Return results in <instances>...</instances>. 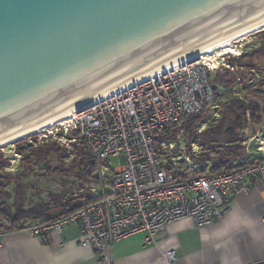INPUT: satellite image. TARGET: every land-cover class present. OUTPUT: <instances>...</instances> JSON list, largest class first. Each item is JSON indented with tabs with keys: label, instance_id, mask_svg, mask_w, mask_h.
Segmentation results:
<instances>
[{
	"label": "water",
	"instance_id": "obj_1",
	"mask_svg": "<svg viewBox=\"0 0 264 264\" xmlns=\"http://www.w3.org/2000/svg\"><path fill=\"white\" fill-rule=\"evenodd\" d=\"M262 24L264 0H0V143Z\"/></svg>",
	"mask_w": 264,
	"mask_h": 264
},
{
	"label": "built area",
	"instance_id": "obj_2",
	"mask_svg": "<svg viewBox=\"0 0 264 264\" xmlns=\"http://www.w3.org/2000/svg\"><path fill=\"white\" fill-rule=\"evenodd\" d=\"M211 61L201 57L178 65L47 128L50 134L63 131L64 138L73 133L68 141L82 143L95 159L97 182L89 189L93 201L50 221L24 223L22 229L46 237L76 223L80 245L109 259L114 242L130 235L146 232L144 241L149 243L163 226L175 221L190 219L202 227L220 220L234 194L248 192L254 183L264 184V149L258 159L230 170L209 173L207 164L205 173L186 177L162 157V148L171 147L176 139L161 140V151L157 150L156 138L164 130L187 115L214 106L210 70L217 65ZM196 147L193 145L187 159L196 156ZM120 154L125 163L112 167L109 158ZM197 166L191 163L189 171ZM6 225L0 217V240L7 232ZM165 261L175 264L173 250L165 253Z\"/></svg>",
	"mask_w": 264,
	"mask_h": 264
},
{
	"label": "crops",
	"instance_id": "obj_3",
	"mask_svg": "<svg viewBox=\"0 0 264 264\" xmlns=\"http://www.w3.org/2000/svg\"><path fill=\"white\" fill-rule=\"evenodd\" d=\"M147 235L140 232L114 242L106 259L80 245L76 223L46 237L7 230L0 240V264H166L170 250L175 264H264V184L234 194L220 220L202 227L190 219L175 221L149 243Z\"/></svg>",
	"mask_w": 264,
	"mask_h": 264
},
{
	"label": "rangeland",
	"instance_id": "obj_4",
	"mask_svg": "<svg viewBox=\"0 0 264 264\" xmlns=\"http://www.w3.org/2000/svg\"><path fill=\"white\" fill-rule=\"evenodd\" d=\"M242 38L232 42V46L236 52L223 54L222 50H217L202 57L204 61L206 57H209L210 60H213V63L215 62L217 67L210 70V79L215 90L214 106L204 110L205 116L196 127L199 132L219 118L222 103L229 98L237 97L246 102L256 101L264 109V59L259 56L261 48H264V28ZM243 53H245V56L239 59ZM249 63H252L254 66H246ZM257 87H260L262 92L257 93ZM260 115L261 119L256 123L251 119L249 111L246 112L248 121L241 132L243 136V140L240 143L242 150L237 159H232L234 165L256 160L262 154V150L264 149V110ZM180 125L181 122L172 127H180ZM62 134L63 131L50 134L45 129L0 147V155L7 160L6 168L0 173L11 176V183L8 186L10 195L6 198L8 203L20 200L21 195L19 193L23 189L26 190L25 197L29 203L30 199H33L32 202L40 200V198L46 199L51 190L59 191L62 189V185L69 192L72 190L75 195L82 191L89 195L90 185L94 183L85 186L83 189H79L81 181L78 180V172L74 168L75 166L72 165L75 159L74 143L76 142H69L68 138L74 136V134H68L66 138ZM51 144H55L59 148L57 155L46 156L39 152L36 155H31L29 152L30 147H40L44 150V147ZM172 144L171 147L162 148V157L166 161H172L174 168L182 170L187 175L197 172L199 165L196 170L189 171L188 167L194 161L186 157L189 156V153H193V145L197 146L196 155L201 153L202 147L197 142L188 143L182 131L177 133L176 140L172 141ZM19 149H22V152ZM109 160L111 166L114 168H118L125 163L123 154L111 156ZM45 162H47L48 166ZM208 164L210 165L209 162ZM59 165L64 168L62 173L59 175L54 174L52 171L53 167H58ZM94 176L97 179V164ZM33 187L35 188L33 189ZM22 222L34 224L35 222L42 221L27 219L22 220Z\"/></svg>",
	"mask_w": 264,
	"mask_h": 264
},
{
	"label": "trees",
	"instance_id": "obj_5",
	"mask_svg": "<svg viewBox=\"0 0 264 264\" xmlns=\"http://www.w3.org/2000/svg\"><path fill=\"white\" fill-rule=\"evenodd\" d=\"M243 56H245V53H243L239 59ZM259 56L264 59L263 47L261 48ZM248 65L254 66L252 63L246 66ZM227 82H229V80H227ZM258 92H262L260 87H257V93ZM263 110L260 103L256 101L246 102L237 97L229 98L222 103L219 118L212 124L207 125L200 132L197 131L196 127L205 116L204 110L185 116L181 120L180 127L171 126L164 130L156 138L157 150L158 152L161 151V140H175L177 133L182 131L188 143L197 142L202 147V151L199 155H190L191 159L199 165V170L189 175H182L183 177L205 173V166L208 162L210 163L209 173L230 170L243 164L238 163L234 165L232 159H237L242 150L240 143L243 140V136L241 132L248 121L246 112L249 111L251 119L258 123L261 119L260 114ZM30 148L29 152L31 155H36L38 152L46 156L52 154L57 155L59 153V148H57L55 144L47 145L44 147V150L40 147ZM74 148L75 159L72 165L75 166L74 168H76L78 172L77 178L81 181L79 189H83L85 186L97 182L94 176L96 161L82 143H74ZM19 151L22 152V149H19ZM45 164H47V162H45ZM6 166L7 160L0 155V172L5 169ZM168 167L171 168V165L169 164ZM63 169L64 168L59 165L58 167H53L52 171L54 174L56 173L59 175L62 173ZM10 180L11 176L9 174L0 173V217L7 223L5 227L6 230L22 229L25 226L22 220L50 221L64 214L71 213L93 201V198L86 192L82 191L75 195L72 190L69 192L68 189L62 185V189L59 191L51 190L47 195L48 199L40 198V200L33 202V199H30L28 203L25 197L26 190L23 189L19 193L21 195L20 200L8 203L6 198L10 195L8 190V186L11 183ZM34 188L35 187H33V189Z\"/></svg>",
	"mask_w": 264,
	"mask_h": 264
},
{
	"label": "bare ground",
	"instance_id": "obj_6",
	"mask_svg": "<svg viewBox=\"0 0 264 264\" xmlns=\"http://www.w3.org/2000/svg\"><path fill=\"white\" fill-rule=\"evenodd\" d=\"M263 28H264V24L258 26V27L255 28V29H252V30L246 32L245 34H243V35H241V36H239V37H237V38H235V39H232V40H230V41L224 42L223 44L218 45V46H215V47H213V48H211V49H207V50H204V51L198 52V53H196V54L190 55V56H188V57H186V58H184V59H182V60H180V61H177V62H175V63H172V64H170V65H168V66H166V67H164V68H162V69H159V70H157V71H155V72H153V73H151V74H148V75H146V76H144V77H142V78H140V79H137L136 81H134V82H132V83H129V84L124 85V86H120V87L114 89L113 91L107 93L106 95H103V96H101V97H99V98H97V99L91 100V101H89V102L83 103V104H81V105L75 107L74 110L70 109L69 112H67L66 114H64L62 117H60V118H58V119H55V120H53V121H51V122H49V123H47V124H45V125H43V126H41V127H38V128H36V129L30 130V131H27V132H24V133H22V134H20V135H18V136L13 137L12 139H9V140H6V141L0 143V147L4 146V145H6V144H8V143H10V142H12V141L14 142V141L17 140V139H20V138L26 137L27 135L32 134V133H34V132H38V131H41V130H45V129L49 128L50 126H52L53 124H55L57 121L62 120V119H64V118L70 116L71 114H73V112H75V111H77V110H79V109H82V108H84V107H87V106H89V105H91V104H93V103H95V102H97V101H100V100H102V99H105V98H107V97H109V96H111V95H113V94H115V93H117V92H119V91L125 90V89H127V88H129V87H131V86H133V85H135V84H138V83H140V82H142V81H144V80H146V79H149V78H151V77H153V76H155V75H157V74H159V73H162V72H165V71H167V70H169V69H172V68H174V67H176V66H178V65H181V64L187 63V62L192 61V60H194V59H199V58H201V57H203V56H206V54H207V55H208V54H211V53H213L214 51H217V50H222V53H223V54H225V53L236 52L235 48L232 46V42H234V41H236L237 39H240V38H242V37H244V36H246V35H248V34H250V33L257 32V31H259V30H261V29H263ZM242 39H243V38H242ZM206 59H207V60H205V61H206L207 63H212V61L209 59V57H206ZM79 107H82V108H79ZM77 108H78V109H77Z\"/></svg>",
	"mask_w": 264,
	"mask_h": 264
}]
</instances>
